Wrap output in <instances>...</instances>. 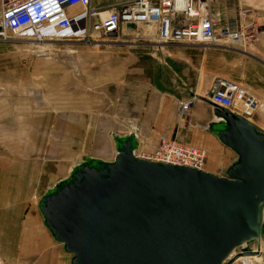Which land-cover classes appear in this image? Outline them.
<instances>
[{"label": "water", "instance_id": "water-1", "mask_svg": "<svg viewBox=\"0 0 264 264\" xmlns=\"http://www.w3.org/2000/svg\"><path fill=\"white\" fill-rule=\"evenodd\" d=\"M211 105L207 131L237 154L225 175L138 159L128 134L115 136L113 160L84 159L43 193V223L70 264H231L257 254L242 244L264 234V130L256 114L251 122Z\"/></svg>", "mask_w": 264, "mask_h": 264}, {"label": "crops", "instance_id": "crops-1", "mask_svg": "<svg viewBox=\"0 0 264 264\" xmlns=\"http://www.w3.org/2000/svg\"><path fill=\"white\" fill-rule=\"evenodd\" d=\"M126 1L129 0H91V4L106 10ZM209 2L210 11L220 16L219 27L238 20V13L248 10L245 16H241V21H253L264 30V0ZM263 35L264 32L260 33L256 42L251 41L243 49L227 41L222 45L208 44L203 48L200 62L194 67L201 70L211 53L216 61L223 59L230 62L232 68L240 67L235 72L237 75L232 72L230 74L235 76L227 80L243 86L259 102L260 109L254 113L257 116L254 122L264 130ZM188 60L191 63L192 60ZM245 70L251 76L243 75ZM215 76L220 77L216 73ZM196 94L205 96L199 91ZM178 99L175 93L166 90L155 79L140 77L122 80L115 88V105L121 107V134L116 133L118 125L112 117L86 121L76 112H67L58 118H54L50 112H42L32 118L37 120L30 119L17 155L12 159L0 157V228L6 229L5 235L9 232L3 240L30 242L24 249L29 248L30 254L41 255L46 245L42 241L50 244L49 236H52L38 208L42 193L67 178L71 169L84 159L113 160L117 153L115 136L134 134L137 141L135 151L139 147L153 149V144L162 136L182 137L185 143L207 150L204 171L225 175L229 166L236 161L237 154L207 131L206 127L211 121V106L207 108L195 98L187 117H180ZM61 249L64 251L62 245Z\"/></svg>", "mask_w": 264, "mask_h": 264}, {"label": "rangeland", "instance_id": "rangeland-1", "mask_svg": "<svg viewBox=\"0 0 264 264\" xmlns=\"http://www.w3.org/2000/svg\"><path fill=\"white\" fill-rule=\"evenodd\" d=\"M128 30L134 35L126 41L108 35L90 42L87 37L69 34L47 41L15 35L0 37V157L12 159L17 155L30 119L37 120L32 118L42 112H50L54 118L76 112L86 121L112 117L118 125L116 133H123L121 107L115 105V88L122 80L155 79L177 95V103L194 97L212 109L203 99L211 80L219 77L215 73L230 79L235 76L230 73L240 70L223 59L214 60L212 53L202 69L197 70L194 66L198 65L203 48L208 45L179 43L157 48L155 38H148L151 31L148 34L146 28L139 25ZM224 42L222 39L216 43ZM243 75L251 76L246 70ZM197 91L205 96L197 95ZM210 114L211 121L215 120L212 111ZM5 230L0 228V264H70L72 254L62 251V244L52 236H49L50 244L42 241L46 245L41 255H34L28 252L29 248L24 249L30 242L4 241L9 233L5 235ZM255 244L249 241L242 245L257 250ZM260 246V259L255 264H264V234ZM240 251L238 247L234 252ZM236 264L243 263L236 261Z\"/></svg>", "mask_w": 264, "mask_h": 264}, {"label": "built area", "instance_id": "built-area-1", "mask_svg": "<svg viewBox=\"0 0 264 264\" xmlns=\"http://www.w3.org/2000/svg\"><path fill=\"white\" fill-rule=\"evenodd\" d=\"M119 5L102 10L91 0H0V37L15 35L47 41L69 34L87 37L90 42L108 35L126 41L134 35L128 29L139 25L148 34L151 31L148 38L154 37V46L162 48L179 43L208 45L222 39L246 46L264 32L253 21H241L248 10L239 12L238 20L219 27L220 16L210 11L209 0H129ZM205 98L251 122L260 106L253 95L224 77L211 80ZM194 101V97L180 100L178 115L186 117ZM152 148L140 147L138 155L148 161L186 165L195 170H202L206 164L207 150L185 143L182 137L162 136Z\"/></svg>", "mask_w": 264, "mask_h": 264}, {"label": "bare ground", "instance_id": "bare-ground-1", "mask_svg": "<svg viewBox=\"0 0 264 264\" xmlns=\"http://www.w3.org/2000/svg\"><path fill=\"white\" fill-rule=\"evenodd\" d=\"M42 43V42H41ZM204 100V99H203ZM207 100V99H206ZM205 101V100H204ZM207 102V101H206ZM208 103V102H207ZM180 109V108H179ZM133 154L135 155L136 158H141L139 155H138V150L137 152L134 151ZM167 164V163H166ZM171 164V163H170ZM176 165V164H174ZM179 166V165H178ZM183 166H186V165H183ZM204 168H202L203 170ZM62 181V180H61ZM55 185V184H54ZM53 185V186H54ZM60 243V242H59ZM62 244V243H61ZM257 246V243L255 244ZM243 246V245H242ZM259 249H260V241H259V244L257 246V250H253V251H258L257 254L253 253V254H242V255H239L235 260H233V262L231 264H234L236 261H241L243 264H255V262H257V260L260 259V255L258 254L259 253ZM235 251V250H234ZM234 251H232L231 255H229V258L231 256H233L235 253H233ZM68 253V252H67ZM237 254V253H236ZM254 257V258H253Z\"/></svg>", "mask_w": 264, "mask_h": 264}]
</instances>
